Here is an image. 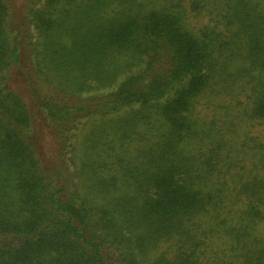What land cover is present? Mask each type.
I'll use <instances>...</instances> for the list:
<instances>
[{"label":"trees","instance_id":"1","mask_svg":"<svg viewBox=\"0 0 264 264\" xmlns=\"http://www.w3.org/2000/svg\"><path fill=\"white\" fill-rule=\"evenodd\" d=\"M181 1L25 0L16 16L14 1L0 0V264H138L132 248L143 256L173 239L179 245L173 257L159 255L153 264H197L194 251H186L194 240L193 220L208 208L219 210L222 196L195 186L199 177L205 180L191 173L193 165L176 145L189 132L191 99L209 87L223 51L230 58L242 51L249 116L264 123V11L259 0H223L222 20L233 31L220 39L214 28L191 33L177 11ZM118 54L135 60L123 66L128 73L140 68L108 94L80 97L89 83L114 85L120 71L114 67L111 74L104 64ZM135 104L156 108L170 135L141 150L139 162L120 157L119 177L130 191L94 205L66 166L43 160L34 125L45 126L64 164L83 119L103 121ZM140 118L135 112L101 122L84 166L98 146L112 144H102L103 137L129 141ZM89 172L91 194L117 191L116 179L104 178L95 163ZM237 196L249 203L242 214L248 223L264 216L251 205L264 209V178L241 183ZM248 259L264 264L262 255Z\"/></svg>","mask_w":264,"mask_h":264},{"label":"rangeland","instance_id":"2","mask_svg":"<svg viewBox=\"0 0 264 264\" xmlns=\"http://www.w3.org/2000/svg\"><path fill=\"white\" fill-rule=\"evenodd\" d=\"M13 1L17 8V16L25 0ZM155 1V4L162 5L173 0ZM192 1H181V8L177 9L183 16L186 28L197 36L207 28H214L215 31L222 32L220 39L224 36L228 38L233 29L225 28L226 22L222 20L223 13L227 11L225 2L194 0L192 3ZM259 4L264 11V0H259ZM63 7L62 5L61 8ZM236 47L238 52L243 50L241 43H236ZM241 54L242 51L239 52V56L230 58L229 52L220 53L215 61L209 87L191 99L185 115L189 132L183 138H178L176 145V151L180 156L193 165L191 173L202 175L205 180L201 181L199 177L195 186L220 190L222 196L219 210L208 208L205 214L193 220L194 240L186 247V251L189 252V247L194 251L197 264H250L248 258L264 256L261 252L264 250V216L254 223H248L247 218L242 216L246 210L247 199L237 196V201L234 198L241 183L253 177L264 178V123L249 116L252 97L250 98L251 93L247 86L248 78L243 69L241 70L245 67ZM129 62L135 64V60H130V55L113 56L112 60L104 65L111 74L114 73L111 70L114 67L120 71L114 85L97 87L95 83H89L90 88L80 93V97L88 98L114 91L128 75L140 68V66L132 68L131 73H128L123 66L130 65ZM182 84L176 85L166 97L159 100V103L162 104L166 98L172 97ZM135 112H140L141 118L130 140L123 144L118 135L103 137L102 144L107 141H112V144L107 147L103 145L102 148L98 146L93 150L91 157L89 155V164L84 166L90 142L95 140L93 135L97 133V127L101 122L107 125ZM34 128L39 133L38 142L43 149V160L48 163L54 159L58 163L57 166H66L73 176L72 183L78 187L79 192L87 193L88 200L94 205H104L106 198L118 193L120 196L130 191L119 177L122 174L120 157H134L139 162L141 150L161 143L170 135L168 123L156 108L143 109L141 105L135 104L104 118L103 121L98 117L83 119L72 135L69 154L63 157L66 161L61 164L58 162L60 153L58 146L49 136L45 126L38 121ZM92 163H95L99 170L102 169L104 178L111 176L116 179L117 191L109 192L107 195L97 192L91 194L89 170ZM251 205L256 211L264 214V209L257 203L253 201ZM178 247V241L173 239L158 243L155 249L150 248L153 250L143 256L139 255L137 248H132L131 251L138 264H153L159 255H164L167 259L172 258ZM247 254L249 256L245 257Z\"/></svg>","mask_w":264,"mask_h":264}]
</instances>
